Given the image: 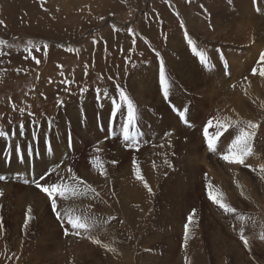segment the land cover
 Listing matches in <instances>:
<instances>
[{"label":"rangeland","instance_id":"rangeland-1","mask_svg":"<svg viewBox=\"0 0 264 264\" xmlns=\"http://www.w3.org/2000/svg\"><path fill=\"white\" fill-rule=\"evenodd\" d=\"M209 3L214 4L213 1ZM206 4L205 0H0V21H3L0 24V130L9 133L4 137L5 140H9V143L5 144L2 150L0 148V176L6 177L10 174L11 161H14L11 158L13 154L29 156L31 151L33 157L38 155L42 146L33 147L32 144L36 139L46 140L41 135L43 129L39 128L40 124L55 120L66 106H69L73 121L78 124V127L86 129L94 123L93 138L90 139L88 150L74 154L76 157L69 156L72 161L81 158L80 165L83 171H88L90 168V164L85 162L88 160L86 157L90 156V150L98 146L104 148V144L110 140L117 143L118 146L116 144L114 146L119 151L122 149L121 154L114 151L111 157L119 155L128 157L131 155L132 157V154L145 149L140 157L142 161L143 155L149 154L146 151L161 150L168 144L171 145L174 139L176 140L175 155L179 161L176 163L173 159L170 160L174 156L170 154V158L165 160L167 163L163 161L164 165L160 168H156L150 162L149 172L146 173L148 176L146 175L144 181L149 183L152 192L149 193L147 188L141 189L142 193L140 192L135 199H132L133 196L122 193L121 196L125 197L122 202L127 201L124 207H121L119 201L115 200L113 197L115 194H106L105 196L108 197L106 198L96 193L97 199H94L90 195L96 190L93 188L89 190V195L85 199L96 206H106L107 203L112 209L113 216L111 219L106 211L98 213L97 210L90 208L93 213L85 212L86 222H99V225L94 227V233L103 235L105 220L118 221V226L111 223L109 227L119 232L127 244L128 249L124 254L112 249L110 240L107 239L102 242L99 239V246L96 244L92 246L95 250L89 248L90 251H87L84 247L80 251L74 250L75 246L84 244V239L76 234L80 229L72 227L66 229L61 213L60 219H57L51 206L47 205L44 209V200L40 193L50 204L51 201L43 192L38 190V192L22 194L15 191L9 184L12 182L19 185L25 184V186L32 185L33 176L26 179L29 183L24 182L25 175L23 174L0 180V192L3 193L0 197H3L7 205L3 212L8 213V219H5L3 225L6 226V234H3L0 239V264H32L34 258L28 262H22V258H26L27 255L37 257L36 264H264L263 177L258 174V179H251L253 181L251 187L245 186L239 192L235 191L236 194H233L230 188L229 194H226L216 182L214 175H210L213 179L211 181L207 174L208 169L212 167L225 175L230 173L232 182L236 180H239V184L244 182L246 174L241 172V167L245 164H234L232 170L230 169L231 172L225 170L226 167L223 164L226 161L221 159V156L226 154L229 145L239 134L240 128L246 129V125L240 122L247 121L259 124L260 128L257 129V135L252 142V154L245 157V160L249 158V162L245 161V163L253 165V170L264 169V115L253 118L252 108L245 105L247 113L245 116L243 110L230 105L229 102L217 101L224 106L221 108L215 107L217 103L213 101L214 103L200 104L198 113L190 117L193 113L190 111L195 107L188 106V101H184L190 125L191 122L198 125H181L175 111H183V108L173 109V104L169 108L162 102L160 105H155L154 102L159 103V96L164 97L163 89L151 85L147 76L132 77L138 68L149 67L151 69L153 61L162 60L159 57L166 52L170 37L175 32L182 36L185 31L189 38L196 41L198 52L204 53L206 62L211 63L212 66L211 70L204 67L191 47H188L190 50H184L182 57L189 64L182 67L193 74L194 84L209 88L213 80L206 79L208 75L213 73L220 76L217 64L228 73H232L234 65L228 57L230 54L222 55V60L218 62L221 56L218 57L216 51L229 49L235 53L234 57H238L244 53L243 49L247 48L235 46L237 50L230 46L231 43H227L231 48L206 43V40L215 41L210 38V35L219 31L216 24L217 19L211 11L212 8ZM253 8H257L255 3H253ZM201 11L207 13L202 15ZM262 17L264 16L260 14L244 15L239 21L243 22L248 18L254 21L261 20ZM225 19L228 23L234 22L228 17ZM182 22L183 28H181ZM209 47L212 52L200 49H209ZM246 62L245 57L240 59V63L245 64ZM248 67L243 71V76H252L257 73V71H252L251 64ZM159 69L160 65L157 68V77H159ZM243 76L239 78L238 83L235 82L236 78L232 80L228 84L230 86L228 89L233 90L237 85L240 87L239 84L245 80ZM138 82H142L141 92L146 91L149 96L147 98L150 100L133 102L137 109V119L131 131L137 133L136 130L139 129L142 137L138 138V141L147 140L146 144L140 141L139 150H136L135 148L129 149L128 143H122L124 141L116 134L113 136L109 126L106 130L107 124L104 119H107L108 115L112 116L115 103L120 104L121 107L115 119L110 116L112 126L115 122H125L127 108L120 100L119 93L124 90L129 95L132 85ZM181 83L185 85L184 82H169V85L172 88H178V84ZM81 89H87V91L81 94ZM235 90L236 88L233 91ZM97 91L100 93L99 97L107 98L104 101L106 104L101 105L100 109L107 111L108 114L98 113L99 122L95 123L92 119L95 115L88 113L85 104L80 100L86 96L91 97L93 93L97 94ZM219 93L224 94V92ZM170 119L171 123L168 122ZM208 121H212V127L209 129L210 136L215 134L219 124L227 125V129L223 131L217 143V149L225 148L226 151L222 154L216 151L215 156H210L211 158L204 153L206 151L209 154L213 153L209 151L204 140L203 130ZM20 125H23L22 135ZM161 128L164 129L158 134L156 129ZM116 130L122 133L120 125L116 127ZM33 132L36 133L35 137ZM50 138L57 145L61 142L60 135L56 132L50 135ZM108 145L112 144L108 143ZM84 147L86 148L85 145ZM182 151L192 158L200 156L196 167L199 165L201 169L198 174H195L193 169L192 174L197 176V183L207 188V193L203 192V189L198 193V189L193 186L194 177H186L187 173L180 163L191 161L192 158L181 159ZM106 152H102L105 157L109 156ZM61 156L56 163H52L53 172L48 175L41 172L36 173H40L45 178L53 175L52 173L60 166L64 167L63 163L68 161V155L62 154ZM34 160L39 161V157ZM108 161L111 167L115 168L112 177L118 175L117 177L125 183L128 193L129 190H134L135 187L140 186V182H143V179L138 178V173L132 170L133 165L130 164L121 172L118 164L112 165V161L109 159ZM15 162L20 164L19 171H27L23 160ZM43 162L48 163L52 160H49L47 156ZM33 171H36L35 167L31 170L32 173ZM64 171L65 169L62 172ZM235 171L239 174L234 175ZM72 173V170L68 171L67 175H72ZM120 174L122 175L119 176ZM76 175L81 174L76 171ZM156 175L158 179H155ZM92 177L91 180L95 184L102 179L99 174H93ZM37 180L41 181L40 178L34 181ZM62 180H67V177H62ZM88 180H90L89 177L80 179V186H87L90 183ZM182 181L187 186L184 191L179 192L182 190L179 182ZM210 190L234 211H227L213 203L209 199ZM72 192L76 193L75 190ZM252 192H255V195ZM112 201H116L117 204L114 209L111 205ZM167 201H170L169 205ZM76 203L73 204L75 207ZM161 203L163 204L160 205ZM29 208L33 209L31 215L33 224L51 225L47 229L43 226V233L32 227V222L26 225ZM77 209L79 210L78 205ZM77 209L75 212L73 210V214L71 211L62 210V212L68 220L69 216L75 218V214L79 212ZM193 211L195 215L189 224L187 218ZM0 216L3 219L1 212ZM11 217H15L18 223L20 221L16 237L12 229L8 230L15 224ZM186 224H188L187 237L184 233ZM61 227L64 228L58 230ZM154 234L163 239L157 240ZM198 236H201L199 240ZM70 238H74L75 241H71L73 239ZM115 240L117 241L118 238ZM244 240L248 241L247 246ZM16 241L20 245L14 248ZM51 242L57 244L54 250L49 249ZM12 256L15 258L19 256V260L16 261Z\"/></svg>","mask_w":264,"mask_h":264},{"label":"bare ground","instance_id":"bare-ground-1","mask_svg":"<svg viewBox=\"0 0 264 264\" xmlns=\"http://www.w3.org/2000/svg\"><path fill=\"white\" fill-rule=\"evenodd\" d=\"M212 1L214 3L213 5H211L209 3ZM205 3H207L206 5L208 7L212 8V10L211 9L210 10L213 11V16L217 19L216 24L219 28L218 32H216L213 35H210V38L215 40V41L206 40V43L207 44H210V43L218 44V45L226 46V47H229L227 43H231L230 46H232L235 49H237L235 46L247 48V49H243L244 53L238 57H234L233 54H235V53L229 49H226V50L218 49V51H216L217 56L218 57L221 56L218 59V62H220L222 60V57H223L222 55L227 56V53L230 54V56H228V57L230 58L231 63L234 65V67L232 68L233 69L232 73H230V72L228 73V71H226L224 68H220L219 64H217V66H218L217 71L220 74V76L213 74V73L208 75V77L206 79H211L214 81V83H212L213 82L212 81L209 84V88L204 87L203 85L194 84L192 82L193 74L191 72L185 71L182 67L183 65L189 64L182 57L184 55V52H183L184 50H187V49L190 50L188 48L189 46L187 44L185 34H182V36H179L178 33L175 32L170 37V39L167 43L166 52L159 57L162 60L157 59L156 61H153L151 63V69H149V67L138 68L135 71V73L132 75V77L137 78L138 76H142V77L147 76L148 79L150 80L151 85H155L156 87L162 88V86L160 85L159 77H157V68L159 67L161 61H163L164 65H165V74H166V78L168 79V81L169 82H175V83L184 82L185 85H183L182 83L178 84L179 85L178 88L177 87L172 88L170 86L168 98L164 99V97L159 96V99H158L159 103L154 102L155 105H160V102H162L163 105L169 107L170 105L173 104L172 105L173 109H177L178 107H180V108H183V111H184L186 109V107H185L183 102L188 101V106L195 107L193 110L190 111V112H193L190 114V117H191V116L198 113V111H199L198 108H199L200 104L203 105V104H206L207 102H209V103L215 102V104L217 103V106H215V107L224 108V106L220 105L217 102V101H222L224 103L229 102L230 105H232L238 109L243 110V113H244L243 115H245V116H247L245 105H248L249 107L252 108L253 118H257L258 116H263L264 115V76H262L260 73L264 72V62H262L260 60V55H261V53H264V19H262L264 17H262L261 20L257 19L255 21L252 19H249V18H248V20H245L243 22H241L239 20H242L244 15H247V16L252 15L253 16V15H259L260 14V15L264 16V0H238L236 2L231 1V0H205ZM253 3H255L257 8H253ZM252 10H253V12H252ZM201 13H202V15H205L207 12L201 11ZM193 14L197 15L196 12H193ZM225 17H228V19H230V20H234V22H229V23L226 22ZM245 39H247V40H245ZM241 40H244V41H241ZM193 41L196 45V41L195 40H193ZM223 42L226 44H224ZM262 45H263V47H261ZM229 48H231V47H229ZM200 49L204 50L206 52H212L211 47H209L210 50L206 49V48H200ZM244 57L246 58L247 62L245 64H242V63H240V59L244 58ZM249 64H251V66H252V68H251L252 71H257V73L252 75V76H246V75L243 76V71L245 70L246 67L249 66ZM204 67H207V69H209V70L212 69L211 63H208V62L206 64H204ZM235 68H236V72H235ZM168 73H170V74H168ZM225 74H227V76H223ZM242 76L244 77L245 80H243L239 84L240 87H238V85H237L238 88L235 87L236 88L235 91H233L235 88L233 90L228 89L230 87L228 84L232 80H234L236 78L235 82L238 83L239 78H241ZM189 79H190V81H189ZM211 85L213 86V89H212ZM142 89H143L142 82H138V83L132 85V90L129 92V95H130V98L132 99V101L134 103L150 100L147 98L149 96L146 93V91H144L143 93L141 92ZM229 91H232V92H229ZM219 92H224V94L220 95ZM200 95L202 96V98ZM244 96H246V97L244 98ZM91 98H92V100H91ZM105 100H107V98L99 97V99H98L97 94L93 93L91 97L86 96L85 98L81 99L80 102L85 104V108H86L88 113H90V114L93 113L95 115L94 118H92V119H94L95 123H98L99 122V118H97L98 113L108 114L107 111L100 109L101 105L106 104V102H104ZM91 101L93 103H90ZM197 101H198V103H197ZM89 105H91L93 108H90ZM169 108H171V107H169ZM171 114H172V110H171ZM110 116L111 115H108L107 119H104L105 120L104 122H106V124H107L106 130H107V126H109V128L111 129L110 133L112 134V132L114 131V133L118 137L122 138V140H123L122 133L118 132L116 130V127L120 125V127L122 128L124 123L115 122L114 126H112V122H111L112 118H110ZM186 116H187V114H186ZM50 122H51V124H50ZM50 122L40 124V126H39L40 129H43V131L41 132V135L44 138H46V140L36 139L35 143L32 144L33 147L42 146V149L41 150L39 149L40 152L37 153L38 155L34 156V157L32 155H29V156H25V155L23 156L22 155L21 156L18 153H17V155L15 153V154H13L12 157L10 156L14 161H11L12 166L10 167V172H9L10 174L6 175V177H16L17 175L23 174V175H25L23 177V178H25V180L28 179L30 176H33L34 177L33 181H34V180H36L42 176L40 173H36V172H41L45 175H48L49 173L53 172L51 170V167H53L52 163H56V161H58L60 159V156L62 154L68 155L67 156L68 161L63 163L64 167L60 166L58 168V170H56L54 173H52L53 175L49 176L50 178L46 177L44 180H41L39 182L41 184L56 183V184H60L62 187L67 189V192L65 193V195H67L68 197H66V196L61 197L59 195H56L57 211L59 212V210H61V212H59V213H61V216L63 217V220L65 221L66 229L70 228L71 225H69L67 223V219L65 218V215H63L62 210H64V212L65 211H71L73 214V210L75 212L77 209V205H78L79 210L78 209L77 210L79 212L75 214V217H80L81 221L86 223V228L79 230V235L81 238L84 239V244L82 246H78V245L75 246L74 250L80 251V249H82L83 247L87 251L95 250L94 247H92V246L94 244L99 246V243L94 242V241H98L99 239H101L100 242H102L103 240L107 239V240H110V244H111L112 249L117 250L118 252H120V254H124L128 249L127 244L124 242V240L122 239V236L119 234V232L113 231L112 230L113 227H109L111 223H113V224L115 223L114 226H118L117 225L118 221L115 222V220H113L111 222V221L105 220L104 230H103V235H102V234L94 233V227L98 226L99 222H97V221L86 222V220H85V215H86L85 212L89 213V214L93 213V211H91L90 208L97 210L98 213H100L102 211H106L108 216L111 218L113 216V214L111 213L112 209H110V206H108L107 203H106V206H96L93 203L88 202V200H86L85 198L88 197V195H89L88 192H90L89 190L91 188H93L96 191H95V193H92L90 195L92 198L97 199L96 193L100 197H101V195L105 196L106 194H115V196H113L115 198V200L119 201L120 204L119 203L118 204L121 205V207L122 206L124 207V205H126L127 201L122 202V200L125 198V197L121 196L122 193H125V195L128 194V196H130V197L133 196L132 199L133 198L135 199L140 194V192L142 193L141 189H146L144 186L146 183L144 181V179H146L145 178L147 175L146 173L149 172L150 162H151V165H155L156 168H160L162 165H164L163 161L168 160V158H170V156H171L170 154H172V156L174 155L173 158L171 157L170 160L173 159L176 163L179 162L177 160V156L175 155V153H176V140L173 139L171 141V145L168 144L165 148H163L161 150H155V151L154 150L153 151L148 150V152L146 151V153L147 154L149 153V154L148 155L145 154L146 156L143 155L142 161L140 160V157H142L141 156V154L143 153L142 151H144L145 149L140 150V152L137 151L134 155L132 154V157H131V155L129 157L127 155L126 156L125 155H121V156L119 155V156H112L111 157V155H112V153H114V151L118 154H121L122 152L120 153V151L122 149L119 151L118 148L116 146H114L115 144L117 145V143L113 140L112 141L110 140V142H108V143H110L112 145H108V143H107V144H104L105 145L104 148L98 146L95 149L90 150V152H89L90 156H87L86 158L88 160L85 161L86 163L90 164V166H89L90 168L88 171H83L81 169L82 165H80L81 164L80 163L81 158H80V160L76 159V160L72 161V160H70L69 156L73 155L76 157V155H74V154H77V153L80 154L82 150H84L85 152L88 150V148L90 147V139L93 138L92 131L94 128L93 127L94 123H92L90 128L88 127L85 129L84 127H78V124L73 121V117L71 115V112L69 111V106H66L65 110H62L57 115L56 119L53 121H50ZM168 122L171 123V119L168 120ZM191 125L197 126L198 124L191 122ZM163 129L164 128H161L159 130L156 129V131L159 134L161 132L160 130H163ZM98 130H99V128H98ZM55 132L60 135V139H61V142L58 143V145L55 144L54 140L50 138V135H52V134L54 135ZM136 132L139 134V135H137V139L141 138L142 135H140V130L137 129ZM64 135H65V137H64ZM108 138H110V137H108ZM143 140L144 139H141L140 141H143ZM140 141H138V144H141ZM7 143H9V140H5L4 137H0V148H1V150L3 149L4 145ZM122 143H126V142L124 141ZM143 143L146 144L147 140L143 141ZM69 145H70V147H69ZM84 145L86 146V148L84 147ZM169 145H170V147H169ZM48 146H51V148H52L51 154H49V152L47 151ZM97 149H99V151H97ZM103 151H107L106 153L109 156H107V157L103 156V153H102ZM217 151H218V153L222 154L226 150H225V148H219V149H217ZM100 153H102V155H100ZM199 153H200V151H199ZM204 153H205V155H207L209 157L215 156V154H216V153L209 154L207 151ZM181 154H182V156L180 157L181 159L192 158V157L188 156L184 151H182ZM226 154H228V151L226 152ZM44 156H46V157L48 156L49 160H52V162L44 163L43 161L46 159V157H44ZM29 157H31V158H29ZM36 157H39V161L34 160ZM199 157L200 156L197 155L196 158H192L191 161H186L184 163H180V165L182 164L183 170L185 171V173H187L186 177H194L193 186H195V188L198 189L197 190L198 193L202 189H203V192L207 193V188H205L203 185L197 183L196 182L197 176L192 174L193 169L195 171V174L196 173L198 174L200 171L199 169H201L199 165H198V167H196L197 160H200ZM108 159L111 161H117L116 165L117 164L119 165L118 167L121 168V172L124 171L130 164L133 165V161H136V165H135V167L133 165L132 170H134L136 173H139V175L142 176L143 182H140V186L135 187L134 190L128 189L129 190V193H128L126 190V187H125V183L122 180H120V177H117L118 175L114 176V178L112 177V174L114 173L113 171L115 168L111 167ZM16 160L17 161L23 160L24 165L27 168V171H19V168H20L19 165L20 164H16V162H15ZM93 160H96V162H98L99 167H96V168L93 167V166H95L92 163ZM245 161L249 162V158H248V160H245ZM250 161H252V159H250ZM100 163H102V164H100ZM200 163H202V162H200ZM111 164L115 165L112 162H111ZM223 165L227 168L226 169L224 167L225 170H230V169L232 170V166L234 164H230L228 162L227 163L225 162ZM252 166L253 165L245 163V165L241 167L242 168L241 172L243 171L246 174L245 177L242 174L243 177L245 178V180H244V182L242 181L243 183H241V184L238 183L239 180L238 181L236 180L234 182L230 181L232 178L231 175H229L230 173L225 175L224 173H221L218 170L212 169V167H210L208 169L209 172H207V171L206 172H207V174H209L211 181H213V179L211 178L210 175H214L216 182L219 184V186L224 191V193L229 194V190L231 188V191L233 192V194H236V193H234L235 191L239 192L240 189L245 188V186L251 187V183H253V181H251V179H258L259 178L258 174H260V177H263L262 180H264V171H262L260 169L259 170H253ZM34 167L36 168V171H33V173H32L31 170H34ZM234 168H235V166H234ZM14 169H18V170H14ZM63 169H65L64 172H62ZM69 169L72 170V172H73L72 175L71 174L67 175V172L69 171ZM102 170L106 174L102 175L101 174ZM76 171L80 172L81 175H76ZM217 172H219V174ZM93 174H99L102 177V179L99 183L95 184L94 181L91 180V179H93V177H92ZM235 174H239V172L235 171L234 175ZM121 175L122 174H120L119 176H121ZM62 177H67V180H62ZM88 177L90 179V180H88L90 183L87 186L81 187L80 183H79L80 179L82 180V178L86 179ZM240 177H241V175H240ZM51 178H54V179H51ZM156 178H157V175L155 176V179ZM33 181H32V185H27V186H25V184L24 185H21V184L19 185L18 183L13 184L11 181H10L11 183H9V184L11 185L12 188L15 189V191H19L22 194L30 193V192H38L39 189H37L35 187V184L33 183ZM147 184L149 185V183H147ZM176 184H178V183H176ZM180 186H182V190H179V192L184 191L185 186H187V185L184 184V181H182V182H179V187ZM165 187H168V186H165ZM74 190L76 191V193L72 192ZM233 194H232V196H233ZM253 194L255 195V192ZM40 196H42V198L44 200V209H46L47 205L51 206L50 202H48L47 199L44 198L43 194L40 193ZM105 197L108 198L107 196H105ZM138 198H140V196ZM255 199L258 200V198H255ZM49 201H51V200L49 199ZM116 201L111 202L113 209L117 205ZM75 202H77L75 204L76 207L73 205ZM137 202H138V200H137ZM138 203H135V204H138ZM162 204L163 203H161L160 205H162ZM167 204L169 205L170 201H167ZM167 204H166V206H167ZM68 205H70V206H68ZM6 206H7L6 201L3 199V197H0V212L3 215V219H2L3 225L5 223V219H8V213L3 212V210H5V208H6ZM62 208H64V209H62ZM74 208H76V209H74ZM32 213H33V209L31 208L30 216L32 215ZM11 218L15 221V224L13 226H10L8 228V230L12 229V231L14 233L13 235L16 237V236H18L17 235L18 234V227L17 226L19 225L20 221H19V218H17L19 223L16 221L15 217H11ZM30 220L26 221V225H28L30 222H32V227L37 228L41 233H43V230H44L43 226H46V229L49 226H51V225H47V224H33L32 218ZM89 223H91V224H89ZM41 228H42V230H41ZM63 228L64 227L58 228V230H62ZM161 231H163V230H161ZM46 233H45V235H46ZM3 234H6V226H3V228H0V239L2 238ZM7 236H9V235H7ZM158 236L154 234V237H156L157 240L163 239V237H158ZM115 238H118V240L116 241ZM200 238H201V236H198V240ZM70 239H73L71 241H75L74 238H70ZM55 242L57 243V241H55ZM56 243H52V242L49 243V245H50L49 249L54 250L55 248H57ZM201 243H202V241L200 242V244ZM16 245H20V244L17 242L15 245H13V247L16 248L17 247ZM89 248H90V250H89ZM14 254H15V252H14ZM115 255H118V254H115ZM10 257L11 256L9 254V258ZM12 257H13V259L15 258L14 256H12ZM33 258H34V261L32 262V264H36L35 261H36L37 257L30 256V255H27L26 258L23 257L22 262H24V261L28 262V261L32 260ZM13 259H12V261H13ZM15 260L16 261L19 260V256L17 258H15ZM82 263H84V262H82Z\"/></svg>","mask_w":264,"mask_h":264},{"label":"snow or ice","instance_id":"snow-or-ice-1","mask_svg":"<svg viewBox=\"0 0 264 264\" xmlns=\"http://www.w3.org/2000/svg\"><path fill=\"white\" fill-rule=\"evenodd\" d=\"M2 23H3V21H0V24H2ZM183 27H184V25L182 22L181 28H183ZM185 38L187 40L188 46L191 47L192 51L199 56L201 63L206 64L207 62H206L204 53L198 52L194 41L188 37L187 31H185ZM157 55H159V53H157ZM260 60L262 62H264V53H261ZM260 74L262 76H264V72H261ZM159 81H160V84H161L162 89H163L164 97L167 99L169 96L170 85H169V82L166 78L165 65H164L163 61H161V63H160ZM86 91H87V89H81V94L85 93ZM99 96H100V93L97 91V98L98 99H99ZM119 98L123 102V105H125L127 108L126 119H125V122L122 126L123 140L125 142H128L127 147L129 149L135 148L136 150H139L138 149L137 133L131 131V129H133L135 127V124H136V119H137L136 106L134 105L132 99L129 97L127 92L124 90L120 91ZM120 107H121L120 104H115V103L113 104V108H114V110L112 112L113 119H115V117L117 116V113L119 112ZM186 113H187V109H185L184 111H180L179 117H180L181 121H183L186 125L191 126L189 124ZM29 115H31V114H29ZM240 123L245 124L246 129H248V130H246L244 127H241L239 130V134L236 135L235 139L229 145L228 154H224L221 156V159H223L224 161H226L230 164H239V165L245 164V157L252 154V151H253L252 142L257 135V129L260 128L259 124L253 123L252 121L240 122ZM50 124H51V122H50ZM211 127H212V121H208L207 125L204 127V130H203L204 140L207 143V147H208L209 151L215 153L217 151V143H218L220 137L223 135V131L227 129V125L219 124L218 130L215 132L214 135L210 136L209 135V129ZM20 134L21 135L23 134V125H20ZM112 134L115 135V133H112ZM8 135H9L8 132H5L4 130H0V137H6ZM35 135H36V133L33 132L34 137H35ZM47 151L49 152V154H51V152H52L51 146H48ZM97 151H99V149H97ZM29 154L31 155V151L29 152ZM92 163L95 166L99 167V165L96 163V160H93ZM112 163L116 164L117 161H112ZM165 163H167V161H165ZM133 165L135 167L136 161H133ZM69 171L71 172V169H69ZM262 171H264V169H262ZM101 174L104 175L106 173L103 172V170H102ZM137 175H138L139 179H142V176H140L139 173ZM5 179H6V177L0 176V180H5ZM44 179H45V177H43V176L40 177V180H44ZM24 182L29 183L28 180H25ZM33 183L35 184V187L37 189H39L41 192H43L51 200V208H52L53 212L56 213L57 219H60V213L57 211L56 195L64 197L67 189L62 187L60 184H56V183L41 184L39 182V180L33 181ZM144 186H145V188H147L149 193L152 192L151 187L147 183H145ZM209 189H211V185H209ZM0 195H3V193L0 192ZM209 199L212 200L213 203L217 204L221 208L226 209L227 211H234V209L228 208V206L225 205L221 201V199L219 198L218 195H213L211 190L209 191ZM27 212H28V214L26 215V220H30L31 219V216H30L31 208H29L27 210ZM194 215H195V211H193V213L188 216L187 219H188L189 224L192 222ZM67 223L69 225H71V227L73 229H85L86 228V223L82 222L80 217L73 218V217L69 216ZM0 228H3L2 217H0ZM184 233H185V237H187L188 224H186L184 227ZM76 234L78 235L79 233L77 232ZM241 239H243V237H241ZM94 242L98 243V241H94ZM185 243L187 244V240L185 241ZM244 244L247 246L248 241L244 240Z\"/></svg>","mask_w":264,"mask_h":264},{"label":"water","instance_id":"water-1","mask_svg":"<svg viewBox=\"0 0 264 264\" xmlns=\"http://www.w3.org/2000/svg\"><path fill=\"white\" fill-rule=\"evenodd\" d=\"M143 11H144V9H143ZM143 11H142V12H143ZM56 42H58V41H56ZM64 43H65V42H64Z\"/></svg>","mask_w":264,"mask_h":264}]
</instances>
